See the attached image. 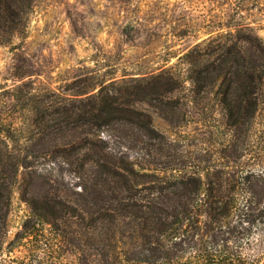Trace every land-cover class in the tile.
Returning <instances> with one entry per match:
<instances>
[{"label":"rangeland","instance_id":"1","mask_svg":"<svg viewBox=\"0 0 264 264\" xmlns=\"http://www.w3.org/2000/svg\"><path fill=\"white\" fill-rule=\"evenodd\" d=\"M21 1V22L0 24V146L24 149L35 116L99 81L159 84L135 104L158 135L99 130L135 170L106 200L60 156L0 177V264H264V0ZM33 197L110 206L113 234L76 219L65 234Z\"/></svg>","mask_w":264,"mask_h":264},{"label":"trees","instance_id":"2","mask_svg":"<svg viewBox=\"0 0 264 264\" xmlns=\"http://www.w3.org/2000/svg\"><path fill=\"white\" fill-rule=\"evenodd\" d=\"M21 2L0 0V24L21 22L22 16L18 11ZM251 41L255 46L259 45L256 39ZM170 79L172 76H167L162 85L169 87ZM130 80L138 79L132 77ZM104 83L105 81H99L98 92L77 108L63 106L35 116L33 118L35 141L24 149L0 146V177L15 178L21 166L28 167L34 162L29 159L30 155L35 159L60 156L69 163L72 170L85 178L84 187L88 193L98 191L96 195L99 194L101 199L106 200L108 196L102 197L105 191L131 190L127 175L135 170L133 162L128 158L129 154L121 149H115L108 139L99 135V130L107 126L120 127L119 130L123 133L132 129H143L150 139H156L158 133L152 127V116L135 108V104L142 101L143 97L155 96L159 84H148L141 92L139 83L130 82L129 86L117 87L114 83L109 85ZM110 86L114 87L108 89ZM238 119L239 117L234 120V124L238 123ZM94 202L92 208L88 210L89 215H85L84 210H77L65 202L51 200L43 202L34 197L31 199L33 214L58 226L65 234L74 223L73 219L82 227L113 234L116 214L111 212L110 206L98 205L96 203L99 202L96 200ZM57 204H60L58 208ZM149 207L150 205H146L145 208L148 210ZM140 210L142 216L146 218L141 207ZM114 212L127 215L130 209L118 207ZM160 219L158 217L154 223L163 224Z\"/></svg>","mask_w":264,"mask_h":264}]
</instances>
